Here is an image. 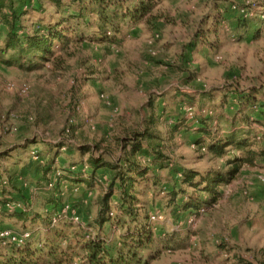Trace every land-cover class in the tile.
I'll return each instance as SVG.
<instances>
[{"label": "rangeland", "instance_id": "374dc122", "mask_svg": "<svg viewBox=\"0 0 264 264\" xmlns=\"http://www.w3.org/2000/svg\"><path fill=\"white\" fill-rule=\"evenodd\" d=\"M142 3L150 13L137 26L121 23L118 36L109 34L114 41L71 44L67 52L55 44L56 60L31 71L0 65V155L11 153L0 161V183L15 193L30 219L38 217L25 223L0 213L2 226L29 233L37 253L59 247L81 263L82 235L99 232L95 219L109 175L91 189L62 179L60 187L46 191L54 176L46 165L60 155L59 169L73 162L88 167L91 153L81 156L76 148L83 145L114 163L124 156L125 139L154 120L151 131L161 138L149 145L165 160L157 168L137 157L149 169L136 187L144 203L140 216L156 218L147 224L156 241L175 235L141 257L158 254L151 264H241L238 257L264 264V159L242 167L230 184L222 185L217 203L201 216L184 213L170 197L173 187H182V172H223L239 155L230 151L216 158L201 149L197 132L202 121L213 136L237 131L250 136L251 149L264 151V0H127L125 10ZM40 17L62 15L43 0L41 13L33 11L23 21L31 31ZM243 19L246 26L239 25ZM34 150L40 152L38 161L30 158ZM59 196L77 223L49 225L54 208L46 199ZM116 201L115 196L112 207ZM128 229L105 226L113 246Z\"/></svg>", "mask_w": 264, "mask_h": 264}, {"label": "trees", "instance_id": "16d2710c", "mask_svg": "<svg viewBox=\"0 0 264 264\" xmlns=\"http://www.w3.org/2000/svg\"><path fill=\"white\" fill-rule=\"evenodd\" d=\"M42 1L0 0V41H2L0 65L29 71L43 67L45 63L56 60L58 49L55 44H59L60 51L67 52L71 44H80L85 41L91 43L114 41V37L121 33L119 28L121 23L130 22L131 25L137 26L151 10L150 6L142 3L138 8L126 11L127 0H46L57 15H62V18L40 17L32 23L30 31L23 20L31 16L33 11L41 13ZM66 1L68 3H65ZM260 4L264 8V3ZM73 7H76L78 11L72 12ZM246 23L243 19L239 25L246 26ZM111 33L114 34L113 38H110ZM255 34L258 40L261 36L260 31ZM246 102H250V99ZM155 126L154 120H150L148 127L142 133H133L132 138L125 139V144L122 145L124 156L114 163H106L103 157L95 156L94 150L88 148L89 145L77 146L81 156L91 153V157L87 160L86 175L81 173L82 167L76 162H73L69 168L59 169L60 164L56 166L55 163L60 155H53L46 165L45 168L50 169L52 173L61 170V181L65 179L73 186H85L88 189H91L94 182L102 180L105 174L109 175V187L100 200L99 212L95 219V226L99 232L90 239L82 235L83 242L79 246L84 252V257L79 264H151L158 254L150 256L149 259H143L141 253L145 250L152 251L151 247L154 244L160 247L165 246V242L170 241L169 238L175 235H166L156 241L153 229L147 225L149 222L147 215L140 216L144 203L139 201L140 193L136 191V187L139 185V179L146 178L149 169H144L137 157L148 158L152 166L157 168L164 166L163 153L152 150L149 145L150 142L161 138L159 134L151 131ZM240 134L232 131L223 138L213 136L207 122H201L197 132L200 137L197 145L201 149L216 158H223L230 151L238 152L239 155L228 163L229 168L223 172L210 171L207 174L197 171L182 172V187L180 189L173 187L170 192L171 201L177 208L191 214H197L201 209L212 208L221 197L219 189L222 185L230 184L242 167H255L258 160L264 159V151L257 153L251 149L250 136ZM62 145L65 144L62 143ZM96 149L100 150V147ZM38 155L40 156V152ZM10 156L11 153L7 151L0 155V161ZM58 187H60L59 184L56 189ZM189 188L193 190L192 193L187 191ZM115 196L117 201L115 207H112L111 200ZM11 202H18L15 193L9 192L6 187H1L0 209H3V215L25 223L36 222L38 217L30 219L25 212L8 213L5 207ZM61 203L60 196L46 199V204L53 206V213L64 207ZM106 225H110L113 229L119 227L124 229L129 226V229L125 236L119 238V244L113 246L108 240ZM131 225L133 227H130ZM30 245V242H27L22 246H5L4 252H0V264H76L74 255L61 251L59 247L51 246L48 252L37 253ZM238 259L241 264H253L250 261L243 262L241 257Z\"/></svg>", "mask_w": 264, "mask_h": 264}, {"label": "built area", "instance_id": "2783aa9c", "mask_svg": "<svg viewBox=\"0 0 264 264\" xmlns=\"http://www.w3.org/2000/svg\"><path fill=\"white\" fill-rule=\"evenodd\" d=\"M31 159L34 161H38L41 159L36 150L31 152ZM56 162H58V161H56ZM74 169L75 168H73V170ZM87 171H88L87 166L82 167L81 173L86 175ZM60 179H61V173L59 172V170H56L54 172L53 178L49 181L48 184H46L45 190L51 191V190L55 189L57 187ZM1 184L2 183H0V187L3 186V184L6 186L5 183H3L2 185ZM5 210L8 213H13L15 211L26 212V207L20 203L11 202V203H8L6 205ZM204 213H205V209H201L200 211H198L196 216H201ZM155 219L156 218L152 217L149 219V221H154ZM63 221H65V222L67 221V222H71V223H77L78 222V219L74 216V214L71 213L70 208L68 206L63 207L62 209H60L59 211H57L56 213L53 214V217L51 219V226L55 227L56 224L58 225V224L62 223ZM86 238L90 239L92 237L90 236V234H87ZM0 240H1L2 246H7V245L22 246V245L26 244L27 242H30L32 240V237L29 233H25V234L20 235V234H16V233L12 232L11 230L5 229L0 222Z\"/></svg>", "mask_w": 264, "mask_h": 264}, {"label": "crops", "instance_id": "0c3cea01", "mask_svg": "<svg viewBox=\"0 0 264 264\" xmlns=\"http://www.w3.org/2000/svg\"><path fill=\"white\" fill-rule=\"evenodd\" d=\"M252 150H254V149H252ZM261 150H262V149H261ZM257 153H259V152H257ZM29 162H31V160H30ZM28 166H29V165H28ZM105 172L107 173V171H105ZM0 213L3 214V209H2V210L0 209ZM0 222H1V224L3 223L2 220H0ZM2 225L4 226V224H2Z\"/></svg>", "mask_w": 264, "mask_h": 264}]
</instances>
